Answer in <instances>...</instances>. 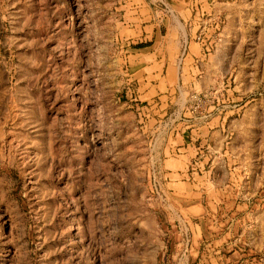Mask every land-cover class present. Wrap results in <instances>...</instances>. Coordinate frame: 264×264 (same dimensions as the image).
I'll use <instances>...</instances> for the list:
<instances>
[{
    "label": "rangeland",
    "instance_id": "374dc122",
    "mask_svg": "<svg viewBox=\"0 0 264 264\" xmlns=\"http://www.w3.org/2000/svg\"><path fill=\"white\" fill-rule=\"evenodd\" d=\"M237 3L207 41L217 85L174 92L127 54L166 0H0V264H264V0ZM209 107L248 182L198 215L168 130Z\"/></svg>",
    "mask_w": 264,
    "mask_h": 264
},
{
    "label": "crops",
    "instance_id": "0c3cea01",
    "mask_svg": "<svg viewBox=\"0 0 264 264\" xmlns=\"http://www.w3.org/2000/svg\"><path fill=\"white\" fill-rule=\"evenodd\" d=\"M166 1L170 14L153 25L148 41L136 43L137 47L127 53L133 60L130 67L134 73L143 70L151 79L156 75L158 85L174 88V92L177 82L189 90L201 85L214 88L217 82L207 75L214 53L209 52L207 41L214 24L223 17L236 16L237 0ZM228 118L225 112L210 107L201 115L188 110L182 121L168 130L167 161L173 166L169 167L167 183L174 199L199 196L191 197L197 201L188 207L196 206L198 215L208 213L205 208L213 194L224 195L238 181L248 182L247 167L238 164L236 150L224 145L231 129Z\"/></svg>",
    "mask_w": 264,
    "mask_h": 264
}]
</instances>
